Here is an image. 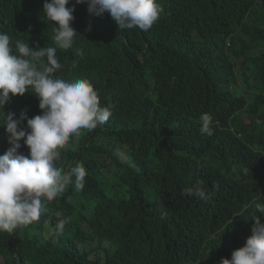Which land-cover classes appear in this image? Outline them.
<instances>
[{"label":"trees","instance_id":"trees-1","mask_svg":"<svg viewBox=\"0 0 264 264\" xmlns=\"http://www.w3.org/2000/svg\"><path fill=\"white\" fill-rule=\"evenodd\" d=\"M38 1L0 0V29L46 35ZM92 1L55 152L31 174L0 151L8 195L43 184L0 222V264H264V0Z\"/></svg>","mask_w":264,"mask_h":264},{"label":"clouds","instance_id":"clouds-1","mask_svg":"<svg viewBox=\"0 0 264 264\" xmlns=\"http://www.w3.org/2000/svg\"><path fill=\"white\" fill-rule=\"evenodd\" d=\"M69 4H80L83 9L74 10ZM36 13L37 22L46 26V35L40 31L35 39L18 38L0 29V151L8 150L14 166L31 174L38 171L40 152H55L48 138V121L60 120L74 108L73 97L65 91L73 75H60L64 70L61 53L74 48L82 29L90 33L94 24H100L92 0H39ZM17 30L24 33L33 28L18 23ZM79 62L72 63L71 72L78 69ZM28 99L33 101L32 108L25 105ZM38 184L43 185L36 177L33 183L23 178L22 186L10 195L0 185V222H19L11 203L28 208V192ZM21 189L26 190L21 202L13 201ZM197 195L203 198L204 192L198 190Z\"/></svg>","mask_w":264,"mask_h":264},{"label":"rangeland","instance_id":"rangeland-1","mask_svg":"<svg viewBox=\"0 0 264 264\" xmlns=\"http://www.w3.org/2000/svg\"><path fill=\"white\" fill-rule=\"evenodd\" d=\"M70 8L74 9V10H81L83 9V7L80 5V4H69ZM254 50V49H253ZM253 50H251L250 52H252ZM264 54V49H260L258 52H256V55H263ZM24 87V85L22 86ZM15 88H18V87H15ZM26 190H18V192L16 194L13 195V201H19L21 202L20 200V196L25 194ZM16 220H14L15 222Z\"/></svg>","mask_w":264,"mask_h":264}]
</instances>
